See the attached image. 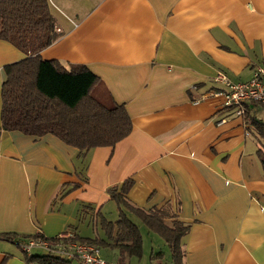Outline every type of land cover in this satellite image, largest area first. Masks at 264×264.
<instances>
[{"label":"crops","instance_id":"obj_1","mask_svg":"<svg viewBox=\"0 0 264 264\" xmlns=\"http://www.w3.org/2000/svg\"><path fill=\"white\" fill-rule=\"evenodd\" d=\"M48 5L60 37L39 53L41 60L85 66L98 79L93 94L123 105L132 128L113 147L83 156L52 135L4 131V67L25 55L0 40V234L15 238L0 239V264H27L20 245L36 234L110 244L100 222H116L118 207L107 189L126 180L131 206L150 211L169 204L189 226L181 239L184 264H264V169L248 122L264 123V105L246 104L237 116L213 95L223 88L213 82L218 73L245 82L264 64V0ZM127 215L135 218L142 255L127 258L94 245L105 262L169 258L161 237ZM43 254L33 249L28 256Z\"/></svg>","mask_w":264,"mask_h":264},{"label":"trees","instance_id":"obj_2","mask_svg":"<svg viewBox=\"0 0 264 264\" xmlns=\"http://www.w3.org/2000/svg\"><path fill=\"white\" fill-rule=\"evenodd\" d=\"M49 10L48 0H0V40L15 47L24 59L6 65L5 81L1 85V128L27 136L52 135L65 145L75 148L81 156L99 147H113L131 132L132 124L123 105L110 97H96L93 89L98 79L83 65L68 68L58 61L41 60L39 53L55 42L60 34ZM249 124L259 139L257 157L264 169V123L250 118ZM131 180L107 189V194L118 207V220H101L110 244L103 240L68 237L65 242L108 245L121 255L140 258L142 239L137 225L127 215L132 214L149 230L158 234L167 246L171 264H184L181 239L189 226L176 220L169 204L144 211L131 206L126 194ZM166 220H170V225ZM114 232V233H112ZM32 239L49 244L56 238L40 234ZM0 239L14 240L11 234H0ZM156 256H152L151 261ZM52 254L25 256L27 264H71Z\"/></svg>","mask_w":264,"mask_h":264},{"label":"built area","instance_id":"obj_3","mask_svg":"<svg viewBox=\"0 0 264 264\" xmlns=\"http://www.w3.org/2000/svg\"><path fill=\"white\" fill-rule=\"evenodd\" d=\"M214 83L223 87L213 93L223 98L224 105L234 110L235 115L242 116L244 105H264V64L256 66L252 76L245 82H231L225 74L218 73L213 78ZM69 236L59 235L56 242L49 244L45 240L28 239L21 243L22 251L29 255L33 249L44 250L47 254L59 256L66 260H77L81 264H107L100 255V250L94 245L78 242H65Z\"/></svg>","mask_w":264,"mask_h":264},{"label":"rangeland","instance_id":"obj_4","mask_svg":"<svg viewBox=\"0 0 264 264\" xmlns=\"http://www.w3.org/2000/svg\"><path fill=\"white\" fill-rule=\"evenodd\" d=\"M55 31L57 32L56 27H55ZM131 219H133V221H135V220H134V219H135L134 217H131ZM136 220H137V219H136ZM135 222H136V221H135ZM141 230L143 231L144 236L146 237L147 234H146V232H145V231H146L145 228H141ZM155 237L161 241V239H160L158 236L155 235ZM157 239H156V240H157ZM147 241H148V239L145 238V250H146V254H148V243H147ZM146 243H147V244H146ZM166 250H167V249H165V251H166ZM146 254H145V256H147ZM165 255H166V254H165ZM165 255H164V256H165ZM169 259H170V257H169V258H166V259L163 260V262H161L160 264H171L170 261H169ZM133 261H134V262H133L134 264H142V261H139V259H137V258H134Z\"/></svg>","mask_w":264,"mask_h":264}]
</instances>
